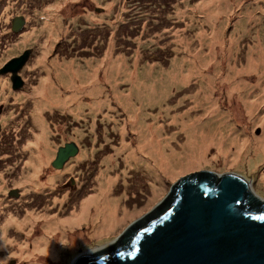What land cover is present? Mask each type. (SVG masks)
Wrapping results in <instances>:
<instances>
[{
	"label": "rangeland",
	"instance_id": "rangeland-1",
	"mask_svg": "<svg viewBox=\"0 0 264 264\" xmlns=\"http://www.w3.org/2000/svg\"><path fill=\"white\" fill-rule=\"evenodd\" d=\"M7 1H0V21L3 22L0 28L4 29L0 31L4 34L0 39V69L13 56L26 54L27 57L18 70L23 84L17 89L11 86L13 75L0 70V107L4 108L0 115L4 141H0V144H8L6 131L9 126L26 124V130L24 140L20 143L13 140V152L9 155L24 162L5 167L3 172L11 176V180L3 192L17 187L28 206L24 211H10L14 217L24 219L18 222L21 223L19 232L11 228L10 238L3 239L5 245L0 249V260H4L5 264H29L26 254L20 256L16 250L19 246L27 249L31 244L30 236L39 232L40 223L45 220L40 216H53L57 220L60 215L64 219L75 209V212L79 211L82 203L89 204L91 208L95 196L101 194L100 184L107 178L113 182L106 191L109 196L106 202L116 204L118 210V220L107 230L144 212L145 203L159 191L169 175L159 167L154 168L143 157L127 158L137 146V137L133 130H126L122 135L124 124L127 126L128 122L122 111L123 99L132 97L135 105L139 104V96H132L135 85L159 84V87L169 74L174 80H178L174 74L181 75V78L185 76L183 59L189 53V47L183 49L177 47L179 44L188 42L193 54L200 56L199 59L204 62L201 67H206L203 73L214 82L216 88L228 84L232 98H226L225 103L229 111L242 121L237 125L238 131H247L256 139L262 137V124L253 122L248 128L246 122L250 123V120H245L251 116L259 117V110L258 115L256 110L254 114H249L247 108L239 107L237 103L255 99L259 94L258 89L247 90L249 84L257 83V78L254 77L256 70L248 72L246 66L253 57L252 52L255 53V49L249 47L251 41L261 38L264 49V0H238L228 5L220 4V1L215 3L212 10L218 8L219 4L225 5L222 8L227 10L216 17L217 21L223 23L220 31L224 35L219 33V38L224 41L233 31V25L237 27L235 33L238 38L235 43L237 48L232 51L231 57L227 59L222 55L214 61L206 60L205 45L218 27L205 24L204 17L209 16V12L204 11L207 8L202 6L211 0H19L9 5ZM15 19L21 21L19 28L13 25ZM11 29L14 30L12 35V31L8 34ZM51 29L56 33L52 40L48 37ZM28 36L32 40L21 44V39ZM175 39H178L177 45ZM109 47L114 48L109 53L114 59L110 64L116 65L110 71L106 70L108 64L103 62ZM221 47L231 48L230 45ZM119 54H123L124 58H119ZM40 59L42 62L38 63ZM90 60L100 64L92 68ZM229 60L230 79H225L222 78L223 73L219 70L214 72L213 69H216V64L223 67V63ZM71 66L82 71L76 78L83 80L79 82L82 88H91L96 84V90L102 89L100 96L107 101L96 105L91 96L83 93L84 89L76 94L72 86L65 85L57 71L65 73ZM150 69L153 72L146 78V72ZM92 70H95L93 77L90 75ZM239 70L243 74H239ZM233 74L236 76L231 78ZM44 80H49L53 85L55 95L52 102L46 101L41 94L37 99L38 91L45 85ZM191 80L199 85L197 80ZM234 84H241L236 90L239 97L233 90ZM192 90L196 89L188 83L185 89L177 88L175 93L167 90L158 95L165 105L170 104L167 117L159 119V108L153 109L159 102L139 111L140 114H148L153 124L157 123L153 119L156 114L159 126L164 127L163 138L169 137V142L175 146L181 141L182 132L177 130L171 114L180 115L187 109L192 110L189 114L191 118L202 114L199 109L192 108L187 99H182ZM260 94H264V86ZM89 101L92 102L90 107L87 104ZM38 116L41 121L36 120ZM210 117V113H205L202 120L209 121ZM70 141L78 145V154L70 158L71 162L62 171H54L50 163L55 158L58 146ZM38 151L46 157L37 158ZM82 152L84 156L80 157ZM211 155L209 152L207 157ZM263 155L249 150L245 159L259 163L264 171ZM72 178L77 184L76 198L64 208H60V205L58 208L57 202L62 203L71 193L70 187L62 188L63 183L69 184ZM6 182L3 181L5 185ZM112 197L118 199V204ZM72 220L77 222L76 219ZM25 221L26 225L22 226ZM66 225L70 226L66 227V235H73L74 238L59 240V234H54L55 257H46L45 264H70L82 251L83 245L98 234L92 231L89 223L73 227L71 220H68ZM29 228L32 230L29 231Z\"/></svg>",
	"mask_w": 264,
	"mask_h": 264
},
{
	"label": "bare ground",
	"instance_id": "bare-ground-1",
	"mask_svg": "<svg viewBox=\"0 0 264 264\" xmlns=\"http://www.w3.org/2000/svg\"><path fill=\"white\" fill-rule=\"evenodd\" d=\"M219 1L220 4L225 3V5H228L234 4V2H237L238 0H211L210 2L202 5L203 7H206L207 10L204 8L202 9L209 12V16L204 17L205 24L218 27L214 35L209 40V43L205 45L207 48L205 58L208 61H214L217 58H220L222 55L227 56L228 59V56L231 57L232 51L236 50L237 48V45L235 44L238 38L237 34L235 33V30L237 29L236 25H233V31H231L230 34L226 36L224 41L219 38V33H221L220 29L222 28L223 23L217 21L216 17L225 14L227 11L226 8H222L225 5L221 6L220 4L218 8L212 10V8L215 6V3ZM231 22L232 21H228V23ZM13 25L16 28H19L21 26L20 19H15L13 21ZM55 35V30H49L48 37L51 40L55 38ZM222 35H224V32L221 33V36ZM31 40L32 38L28 36L21 39L20 42L21 44L25 45ZM175 40V44L177 45L178 39ZM251 43L252 44H250L249 47L252 48V50L255 49V53L253 54L252 52L253 57L249 59L246 70L248 72L256 70V74L259 72L260 75L255 74L254 77L257 78V83L254 85L249 84L247 90L258 89L259 94L256 95L255 99L250 98L241 100L237 103V106H243L247 108L249 114L250 112L256 110L258 115L259 110V113L261 114L259 117L251 116L245 120H250V123L246 122L247 127L249 125L252 126L253 122L262 124L263 135L261 138H253V135H250L247 133V131H238L237 125L242 124V121L229 111V108L225 103L226 98L228 100L232 98V96H229L228 84L226 83L223 84L222 87L216 88L214 82L203 73V70L206 67H201L204 62L199 59L200 56L198 54H193L189 43L184 42L177 45V47L180 46L183 49H185L186 46L189 47V53H187L183 59V67L186 70L185 76L181 78V75L174 74L175 78L178 79L174 80L170 78L169 74V76L161 83L163 85L159 87H157L159 84L135 85L132 91V96H139L138 99L141 101L139 104L135 105V103L132 101V97L126 96L123 99V109L122 106L121 109L122 111L124 110L123 112L126 119H128V122L126 121L127 126L124 124L125 129L122 130V135H124L126 130H133L136 132L135 135L137 137V146L133 148V151L129 153L127 158L129 159L130 156L135 157V159L138 156L143 157V160H148L149 163L154 165V168L159 167L170 176L173 170L180 163L197 158H208L207 156L209 155V152L213 154L209 159H220L226 157L245 158L247 157L249 150H252L255 153L260 152L264 154V115L262 114L264 109V94H260L264 86V79L262 78L264 75V49L262 47L261 38L256 41H251ZM227 45H230L231 48L221 47H226ZM112 50H114V48L109 47L107 49L105 52V60L103 61L106 62L105 65L108 64L106 67V70L108 71L116 67V65L112 66L110 64V62L114 60L109 55ZM248 53H250V51ZM19 56L21 55L18 54L13 57L17 58ZM118 56L119 58H124L123 54H119ZM13 57L11 59H13ZM37 62L41 63L42 60L40 59ZM230 62L231 60L224 62L223 67H220V65L215 63L217 67L216 69H213L214 72L219 70L221 73H223L222 78L230 79ZM51 63L57 65L54 61H51ZM90 63L92 64V68L94 65L100 64V62L93 63V60H90ZM66 70L67 72L65 73L59 71H57V73L60 75L59 77L61 80L63 79L62 81L65 85H70L74 88V92L76 94L81 93V89H84L83 93L91 96L92 100L96 102V105L107 101L105 97L100 96L102 89L100 91L96 90V84L92 85L91 88H82L79 82L83 80H76L79 74H82V71L79 72L78 70L73 69L72 66ZM152 72L153 71L151 69L149 71L147 70V74L145 75L146 78H148L149 73ZM238 72H241V70ZM94 73L95 70H92L90 75L93 77ZM239 74H243V71ZM63 75L72 76V78L68 79V77ZM234 76H236V74L231 75V78ZM44 78L47 79L46 76H44ZM191 79L197 80V84L199 85L192 83ZM258 79L262 80L258 81ZM44 81L45 85L38 91L37 99L40 98L41 94L46 101L52 102L54 100L53 95H55L53 85L49 80ZM188 83L195 87L196 90L186 93L185 96L183 95L182 99H187L189 104L191 103V107L199 109L202 114L201 116L191 118L189 114L192 112V110L190 109L185 110L183 113H180V115H174L173 113L171 114L172 120L176 123L177 130L182 132L181 141L177 146H175L169 142V137L165 139L163 138L164 127L159 126L160 123L158 122V117L156 114L153 119L158 123V125L157 123L153 124L152 119L149 121L148 114H140L139 111L147 105L159 102L160 104L154 105L153 109L159 108V119H161V117H167L170 111V104L169 106L165 105L162 101V98L158 97V95L163 94L167 90L170 93H175L177 88L180 90L185 89ZM240 85L234 84L233 86L236 97L240 96V94H237L236 92ZM87 104L90 107L92 102L89 101ZM39 105H41V102ZM147 109H149L148 106ZM235 110H237V108H235ZM205 113H210L211 117L209 121L204 122V120H202V116L205 115ZM36 120L41 121L39 116L36 118ZM37 154V158L39 159L46 157L43 152L38 151ZM142 154H147V156L144 157ZM82 156H84V152L80 154V157ZM263 161L264 155L262 162ZM112 182L113 180L111 178H107L100 184L99 192L101 191V194L95 196L96 199L92 202L91 208H89V204L82 203L81 209L79 211L75 212V209L69 214L68 217L64 219H61L60 215L59 219L57 220L53 216H40V218L45 220L41 221L39 232L30 236L29 239L31 244H29L27 249L19 246L16 252H18L20 256L25 253L26 257L29 258V264H45L47 261L46 257L54 259V248L56 247V243L53 240L54 234H59V240L64 239L65 237H69L71 239L74 238L73 235H66V227H70L66 225V221L68 220H71L73 227L89 223L90 226H92V231L94 233L106 231L108 227L114 225L115 221L118 220L116 216L118 211L117 205L106 202L107 198L109 197L106 195V191ZM5 187L6 185L3 183V180L0 176V193L3 192ZM112 199L118 204V199L116 197H112ZM46 218L49 220H46ZM23 219L24 218L21 219L17 216L14 217L11 212L6 214L3 221L4 225L2 228L0 227V233H2V236L0 237V249H2V246L5 245V241H3V239H7V228H15L19 232L20 229L18 227L21 226V223L18 222ZM72 219H76L77 222L74 223ZM23 225H26V221L22 223V226ZM31 230L32 228H29V231Z\"/></svg>",
	"mask_w": 264,
	"mask_h": 264
},
{
	"label": "water",
	"instance_id": "water-1",
	"mask_svg": "<svg viewBox=\"0 0 264 264\" xmlns=\"http://www.w3.org/2000/svg\"><path fill=\"white\" fill-rule=\"evenodd\" d=\"M26 57L0 69L13 75L14 89L23 84L18 70ZM78 152L74 141L58 146L52 167L63 168ZM162 203L168 210L139 229ZM82 251L71 263L264 264L263 168L235 157L180 163L143 213L93 235Z\"/></svg>",
	"mask_w": 264,
	"mask_h": 264
},
{
	"label": "flooded vegetation",
	"instance_id": "flooded-vegetation-1",
	"mask_svg": "<svg viewBox=\"0 0 264 264\" xmlns=\"http://www.w3.org/2000/svg\"><path fill=\"white\" fill-rule=\"evenodd\" d=\"M13 2L18 3L19 0H8L7 4L9 5V4H12ZM87 4H92V3H87ZM0 23H3V22L0 21ZM3 30H4L3 28H0V31H3ZM10 31H12L11 32V35H12V33H14V30L13 29L9 30L8 34H10ZM3 35L4 34L0 33V39H2ZM3 110H4V108L0 107V115H1ZM21 114L22 113H20V115ZM18 124L19 123H17L16 126H12L11 125V126L8 127V130L6 131V137H9L8 144H3V145L0 144V173H2V175H0V176H1L3 181L7 180L6 187H8V185H9V182L11 180V176H9L5 172H3L5 167L8 166V165H14L16 163L24 162L23 160H17V159H14L12 157H9V155H12V152H13V144H12L13 140H16V143H20L22 140H24L26 124H22L19 127H18ZM3 133H4V130H2L1 127H0V135H1L0 136V141L2 143L4 141V138H3L4 134ZM71 160L72 159H69L64 164V167L66 165H68L71 162ZM52 163H53V161L50 163L51 166H52ZM64 167L61 168V169H55V168L52 167V169L54 171H62L64 169ZM68 187L71 188V193L69 195H66V198H65V200L62 203H58L57 202L58 208H59V205H60V208H64L70 201H72L73 199L76 198L77 184L75 183V178H72L70 180L69 184H67V182L63 183V186H62L63 189L64 188H68ZM27 206H28L27 200L19 192L17 187L12 188L11 190L9 189L6 193H4V192L0 193V227L1 228L3 227V225H4L3 221H4L5 216H6V214L8 212H10L11 210L24 211V210H26ZM10 230H11V228L8 227L7 228V239L10 238ZM1 236H2V233H0V237ZM10 264H12V262Z\"/></svg>",
	"mask_w": 264,
	"mask_h": 264
},
{
	"label": "trees",
	"instance_id": "trees-1",
	"mask_svg": "<svg viewBox=\"0 0 264 264\" xmlns=\"http://www.w3.org/2000/svg\"><path fill=\"white\" fill-rule=\"evenodd\" d=\"M168 208H169L168 205H165L164 203H162L160 206L154 208V209L152 210V212L149 213V214L147 215V217H146V221H144V222L141 221L142 226L139 227V229H141L142 227H144L146 224H150V223H152L155 219H157V218H159L160 216H162L163 213H165V212L168 210ZM113 247H115L114 249L117 248L116 245L113 246ZM109 248H111V247H109Z\"/></svg>",
	"mask_w": 264,
	"mask_h": 264
},
{
	"label": "clouds",
	"instance_id": "clouds-1",
	"mask_svg": "<svg viewBox=\"0 0 264 264\" xmlns=\"http://www.w3.org/2000/svg\"><path fill=\"white\" fill-rule=\"evenodd\" d=\"M8 243H11V241H8ZM76 256H77V255H76ZM73 259H74V258H73ZM73 259H72V260H73ZM72 260H71V261H72ZM0 264H5V261H4V260H0Z\"/></svg>",
	"mask_w": 264,
	"mask_h": 264
}]
</instances>
